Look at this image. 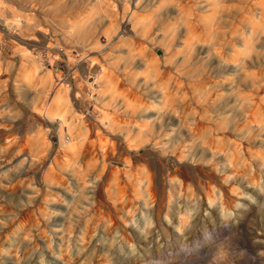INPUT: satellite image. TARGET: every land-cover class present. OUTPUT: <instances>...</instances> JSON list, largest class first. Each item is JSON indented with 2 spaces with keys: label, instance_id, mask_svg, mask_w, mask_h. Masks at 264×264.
<instances>
[{
  "label": "bare ground",
  "instance_id": "obj_1",
  "mask_svg": "<svg viewBox=\"0 0 264 264\" xmlns=\"http://www.w3.org/2000/svg\"><path fill=\"white\" fill-rule=\"evenodd\" d=\"M124 2L127 22L132 24L133 34L142 39L139 41L130 37L125 41L129 45L128 51H132L134 56V65L148 66L150 61L147 64L146 57L153 55L152 46L162 49L165 54L170 47H181L183 55L179 60H197L203 68L211 64V71L214 69L218 77L217 81L212 78L214 81L211 83L215 89L221 87L222 93L213 90V93L204 94L200 91L202 93L199 92L196 98L201 107L190 106L192 109L189 110L194 97L186 98L185 92L182 96L180 91L181 99L172 106L168 103L172 95L161 91L167 85H161V80L156 79L164 70L161 72L154 60L152 64L155 65L150 66L151 77L153 85L160 83L157 86V89L162 86L160 90L156 86L144 90V80L141 93L148 97L146 104L138 96V106L128 108L129 98L134 101L135 93L131 92L132 97L129 98L121 95L111 110H103L105 127L94 129L79 122L81 119L75 116L69 120L70 99L66 89L60 86L49 104L44 106L45 118L57 123L60 146L51 157L53 165L44 174V184L39 187L35 185V178H40L44 156L27 153L18 156L21 143H16L13 126L8 123L12 119L8 117V103L3 92L1 58L5 30L13 27L20 34L22 27L18 25L20 19L17 16L7 20L0 14V264H140L178 245L189 244L188 241L198 234L197 221L215 202L216 190L221 193L222 204L220 209L214 210V214L221 212L223 216L226 206L238 205L244 193L236 191L239 183L245 186V192L254 188L256 204L264 209V184L255 185L256 181L251 178L233 173L235 164L249 160L244 156L247 152L251 154V143L257 142L264 148V49L263 52L258 50V47H264V0ZM29 5L36 8V3ZM3 6L4 1L0 0V8ZM145 10L155 18L172 20L169 32L166 24L158 34L149 32L146 25L152 18L146 16V19L140 14ZM118 23L119 20L116 29L123 31ZM154 55L150 57L154 58ZM27 56L30 57L29 54ZM251 66L254 71L249 70ZM225 73L230 76L227 78L229 81L220 80ZM46 75L40 78V82L45 83L48 79ZM92 79L88 84L96 90L92 99L97 103L100 90L109 89L112 85L107 81L105 72ZM138 87H141L140 84ZM171 91L173 95L179 93ZM224 95L226 99L219 101ZM232 100L236 106L227 104ZM208 108L213 110L212 114L208 113ZM116 112L133 114L136 121L123 131L119 128ZM226 114L228 116L223 117ZM112 130L118 138L104 135ZM224 131L232 133L233 137H225ZM169 147L180 165L167 169L164 157ZM140 150L143 152L140 153ZM261 152L257 155L253 152L255 157L251 159L249 169L254 162H257L255 169H264V154ZM112 159L116 160L115 165L111 164ZM140 160L147 162V167L141 163L142 167L137 165V169L135 163H140ZM120 163L123 166L119 167ZM181 163H184L187 172L180 170ZM63 171L69 172L68 177L74 180L71 182L74 191L64 190L66 200H61V205H53L54 210L58 209V215H52L46 208L42 212L36 210V216L32 209L23 212V209L38 204L42 190L52 189L51 186L58 189L63 183ZM178 171L181 175L179 179L175 175ZM166 189L169 190L167 197L164 196ZM14 194L17 196L16 203L13 202L16 209L10 201H6V197L11 200ZM50 194L55 196L54 192ZM19 195L26 199L21 202ZM244 197L247 198L245 193ZM51 200L47 199L52 203ZM190 202L200 206L198 215L189 213ZM29 213L33 215L23 219ZM233 227L230 223L227 232H232ZM250 234L253 236L255 233ZM254 237L260 240V237ZM155 238L157 245L153 247L149 241ZM257 247H264V240ZM223 257L219 264L226 262V256Z\"/></svg>",
  "mask_w": 264,
  "mask_h": 264
},
{
  "label": "rangeland",
  "instance_id": "obj_2",
  "mask_svg": "<svg viewBox=\"0 0 264 264\" xmlns=\"http://www.w3.org/2000/svg\"><path fill=\"white\" fill-rule=\"evenodd\" d=\"M2 1H4V6L0 8V14L5 16L7 20H12L17 16V18L20 19L18 25L20 28L22 27L20 29V34L18 30L9 27L5 30L6 33L4 35V53L1 58L3 64V92L8 103V117L12 119L11 122L8 123L13 126V135L15 136L16 143L17 141L21 143V147L18 146V149L21 148L18 156L24 153L44 156L40 178L39 180L37 176L35 178V180H37L35 185H39V187L41 184H44L43 180L45 175L50 170V166L53 165L51 163V157L58 151L60 146L56 121H49L44 116L46 113L44 106L49 104L60 86L66 89L67 96L70 99L71 110L67 113L69 120L75 116L81 119L79 122L82 121L87 127L93 126L94 129H102L105 127L102 122L103 110H111L112 106L121 98V95H127L129 98V96L132 97L131 92L135 93L134 101L129 98L128 108H132L131 106L137 107L140 101L144 104L148 102L147 95L141 93V89L145 88L144 90H148L151 86H156L153 85L150 67L151 65H155L154 63L152 64L154 60L155 63L157 61L156 66L158 64L157 67L161 68V72L164 70L156 79L158 78L161 80L159 81L162 82L161 85H163V83L167 85L165 86L167 88H161L162 86H160L157 89V86L160 85L159 83L155 88L158 91L161 88V91H165L166 93L169 92V94L172 95L169 97L170 99L168 101L169 104H173L172 106L177 105L178 100L181 99L184 92L186 98L191 99L190 97H194V99L191 100L193 104L189 105V110L191 107H196L198 109L201 107V102L196 98L200 91H203L204 94L206 92L213 93V90L221 91L220 93H222L221 87L218 88L219 90L217 88L215 89L211 83L214 80H218V77L215 76L214 69L212 70L213 72L211 71V64H208V68H203L199 61L197 63V60L189 58L179 60L182 59L183 55V48L181 47H170L169 52L165 54L162 49L152 46L154 50L153 55L155 54L154 58L150 57L153 56L151 54H147L148 56L146 57L147 64L150 61L148 64L149 67L136 64V61H134L136 64L134 65V56L132 51H128L127 47H129V45L125 41L126 39L130 40V37L139 41L142 39H138L133 34L131 29L132 24L127 22V18L125 17L127 9H125L124 0H103L101 2L97 0ZM32 3H36V8H32V6L29 5ZM231 12V15L234 17L233 8H231ZM140 14L144 18H146V16L152 18L150 22L147 21L148 24L146 25L149 32L155 31L158 34L162 31V26L165 24L168 26L166 29L167 32H169V24L172 26V20L168 21L167 19L155 18L148 10L142 11ZM118 20V25H120V28H123V31H118L116 29ZM244 25L245 23H243V26ZM246 26L248 25L246 24ZM226 29L228 28L226 27ZM107 37H109L108 41L106 40ZM263 49L264 47H258V50L262 52ZM209 51L211 52V49ZM227 51L225 55L223 54L225 58L226 54L229 52ZM25 52L26 54H24ZM27 54H29L30 57H28ZM191 61L193 62L191 63ZM147 67L148 69H146ZM249 70L254 71L252 66L249 67ZM101 72H105L107 81L112 87L109 89L106 87V90L105 88L101 89L100 99L96 103L92 99V95L95 94L96 90L88 84V81H92V78L97 74H101ZM46 74H48V79L45 83L40 82V78L47 76ZM169 74L174 77H169ZM166 75L167 78H170H168V81H164L167 79ZM204 78L206 80H204ZM212 78L215 79L213 80ZM227 78H230V76L225 73L224 77H221L220 80H227ZM175 79H178L180 82ZM144 80H146V82L143 88L144 84L142 83ZM195 82H199V84ZM139 84L141 87H138ZM195 85L197 87H195ZM170 89L173 90V92L178 91L179 93H174L175 95H173ZM180 91L182 94H180ZM179 94L182 96L180 97ZM136 98L140 101L136 100ZM225 99L226 95L221 97L219 101ZM227 104L235 105L233 100L231 103L229 101ZM208 109V113L212 114L213 110H210V108ZM119 111L121 112L122 110ZM120 112H116L117 117H119L117 118L119 122L118 125H120V129L126 131L133 122L136 121V118H134L133 114L128 113L129 115H124L122 113L120 114ZM113 114L115 115V113ZM182 115L184 114L182 113ZM227 116L228 114L223 117ZM188 117L189 115H187V118ZM114 134V130L109 133H104L106 136L109 135L112 138H118V136ZM223 134L225 137H233L232 133L230 135V132L227 131H224ZM250 145L253 147H249L251 148V154L247 152L244 156L249 159V162L245 159L243 161L244 164L242 161L235 164L233 173L234 175L251 178L254 182L256 181L254 183L255 185H259V183L264 184V169L259 168L260 171L259 169H255L257 167V162H254L249 169L251 159L260 151L264 154V148L257 142L251 143ZM169 150H171V147L167 148L164 157V165L167 169L172 166L175 168V165H180L177 159H175V155L173 156ZM140 151V153L143 152L142 150ZM15 152L16 151H14V153ZM247 155L250 157L254 156L249 158V156L246 157ZM140 161V163H135L137 169L147 164L146 161V163H143L144 160ZM111 164L115 165L116 160L112 159ZM118 166L121 167L123 164L120 163ZM181 168V171L187 172L184 163H181ZM67 173L69 172L63 171L61 176L63 178V183L61 184L62 186L60 185L59 187L62 189L59 187L55 189L56 187L51 186L52 189H48L45 192L42 190L40 195L41 199L37 201L38 204L34 207L23 209V212L26 210L31 211L32 209L36 216V210L42 212V210L46 208V211H51L52 215H58V209L54 210L53 205H61V200H66V198H64L66 191L64 192V190L74 191V185H71V182L74 180L70 179ZM175 173V175H177L176 177L179 179L181 177L180 172L178 171ZM214 175L216 177V174ZM217 175H220V173H217ZM237 184L238 183H236V185ZM239 185H237L238 188H236V191L244 192L247 198L244 197L243 193L238 205L230 204L226 206L228 210L227 208L225 209L226 211L223 216L221 212L219 215H216L214 214V210L216 208L220 209L222 204L221 193L219 190H216L215 202H212L210 207H208L201 220L199 219L197 221L196 229L198 230V234L188 241L189 244L185 246L178 245L170 251H165L161 256L158 257L155 255L153 258H148L140 264H219L221 259L224 258L223 256H226L227 259L226 262L222 264H264V247H257V245L261 243V240H264V209L258 208V204H256L258 201L254 188H249L250 191L245 192L243 191L246 190V188H244L245 186L242 185V183H239ZM10 187L13 186L10 184ZM43 188L44 187L41 189ZM168 191V189L164 190V196H168ZM53 192L55 193L54 197L50 194H53ZM248 195H250V197ZM12 196L13 198L11 200H8L6 197V201H10L9 203L11 206L16 209L13 202L16 203L17 196L16 194ZM18 198L21 202L26 199L20 195ZM47 199H52V203L47 201ZM178 203L180 202L178 201ZM188 205L190 209L189 213L193 215H198L200 213H198L199 210L201 211L199 205L193 204L192 202L188 203ZM222 206L225 207V204ZM7 207L10 208V205L8 204ZM32 215V213L24 215L23 219L27 217L30 218ZM230 223L233 224L234 229L232 228V232H227L226 229H228L227 227ZM236 227H238L237 231ZM168 229H170V226H168ZM250 233L255 234L252 236ZM254 236L260 237V240ZM169 238H171L170 234ZM135 240H137V238L133 239V242H135ZM149 243L151 246L156 247V238L152 239L151 242L149 241ZM169 243H171L170 240ZM135 245H137V243H135ZM123 250H126V248H123Z\"/></svg>",
  "mask_w": 264,
  "mask_h": 264
}]
</instances>
